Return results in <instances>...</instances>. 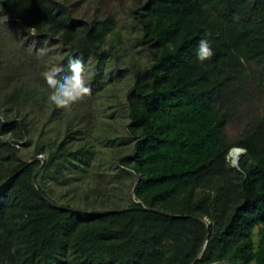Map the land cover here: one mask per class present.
Returning a JSON list of instances; mask_svg holds the SVG:
<instances>
[{"label": "trees", "instance_id": "trees-1", "mask_svg": "<svg viewBox=\"0 0 264 264\" xmlns=\"http://www.w3.org/2000/svg\"><path fill=\"white\" fill-rule=\"evenodd\" d=\"M125 12L148 60L129 65L121 98L106 77L129 53L113 13L0 0L35 43L0 57V264H264V110L252 107L264 97V0H131ZM204 38L214 55L201 63ZM45 42L65 56L40 60ZM73 57L92 60V91L56 108L44 75L57 68L62 82ZM233 148L245 150L239 169Z\"/></svg>", "mask_w": 264, "mask_h": 264}, {"label": "rangeland", "instance_id": "rangeland-1", "mask_svg": "<svg viewBox=\"0 0 264 264\" xmlns=\"http://www.w3.org/2000/svg\"><path fill=\"white\" fill-rule=\"evenodd\" d=\"M68 4L71 6L74 15L78 18H82L85 20H89L92 15L97 10L99 13L110 12L113 13L116 20V31H118L125 43L126 49L129 51L128 55L124 56L119 62L111 63L106 73V77L108 81H116L117 83V91H119L121 98H124L126 90L129 85L132 83V74L130 69V64L135 63H144L148 60V56L145 52L137 48L131 47L132 38H133V26L131 24L130 19L127 17L125 12V6L131 0H125L126 4H120L118 0H66ZM27 42V44H26ZM26 44V45H25ZM18 47L26 46V49L32 51L35 47V43L33 40H25L23 39L16 29L8 24H6V20L4 17L0 16V57L6 58L11 61H15L18 54ZM43 49L49 52L51 57H64L62 50L59 47L45 42L43 44ZM42 56L39 57L41 60ZM86 67L88 72L90 73V77L92 75V60L90 58L87 59ZM30 73L27 72L24 74L23 78H29ZM115 83V82H114ZM115 83V84H116ZM260 103V109L264 110V97L261 99L254 101L252 103V107L254 110L258 107L256 103ZM240 132V126L237 121H231L226 128V135L231 140H236L237 135ZM38 159L44 161V156H38ZM134 200L133 195L129 196L128 201L130 202ZM127 201V202H128Z\"/></svg>", "mask_w": 264, "mask_h": 264}, {"label": "clouds", "instance_id": "clouds-1", "mask_svg": "<svg viewBox=\"0 0 264 264\" xmlns=\"http://www.w3.org/2000/svg\"><path fill=\"white\" fill-rule=\"evenodd\" d=\"M31 36L37 35V28L28 29ZM47 51L42 50L37 56H46ZM214 52L209 39H201L195 49L196 59L203 63L213 57ZM62 63V61H61ZM70 74L64 75L62 82L60 77L63 75L61 70L54 68L44 75L47 88L52 90V95L49 97L50 103L56 108L69 109L73 104L83 100L89 96L92 89L89 85L90 73L82 59L73 57L69 59ZM243 152L244 149H239ZM217 264H222L217 261Z\"/></svg>", "mask_w": 264, "mask_h": 264}, {"label": "water", "instance_id": "water-1", "mask_svg": "<svg viewBox=\"0 0 264 264\" xmlns=\"http://www.w3.org/2000/svg\"><path fill=\"white\" fill-rule=\"evenodd\" d=\"M239 149H241V148H233V149H231V150L229 151V153H228V156H227V160L230 162V165H231L233 168H236V169H239V161H240V157H241L242 155L245 154V150H244L243 152H241V151H239ZM233 155H235V159L232 160V161H230V158H232ZM198 219H199L200 221H202L203 223L206 224V226H207V231L209 232L210 221H209L208 219H206V218H203V219L198 218ZM207 237H208V236H207ZM206 244H207V238H206V240H205V242H204V245H203L202 248H201V251H200V253H199L200 255L203 254V252H204V250H205V247H206ZM215 264H217V263H215ZM224 264H228V263H224Z\"/></svg>", "mask_w": 264, "mask_h": 264}, {"label": "bare ground", "instance_id": "bare-ground-1", "mask_svg": "<svg viewBox=\"0 0 264 264\" xmlns=\"http://www.w3.org/2000/svg\"><path fill=\"white\" fill-rule=\"evenodd\" d=\"M235 159V155H233V157L232 158H230V161H232V160H234Z\"/></svg>", "mask_w": 264, "mask_h": 264}]
</instances>
